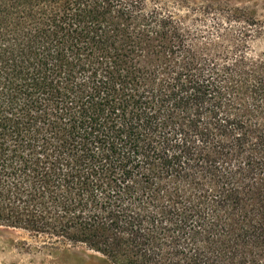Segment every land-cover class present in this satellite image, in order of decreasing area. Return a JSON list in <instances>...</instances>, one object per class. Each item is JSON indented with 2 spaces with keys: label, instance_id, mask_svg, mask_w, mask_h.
Masks as SVG:
<instances>
[{
  "label": "trees",
  "instance_id": "trees-1",
  "mask_svg": "<svg viewBox=\"0 0 264 264\" xmlns=\"http://www.w3.org/2000/svg\"><path fill=\"white\" fill-rule=\"evenodd\" d=\"M189 35L144 0H0V226L264 264V51Z\"/></svg>",
  "mask_w": 264,
  "mask_h": 264
},
{
  "label": "rangeland",
  "instance_id": "rangeland-1",
  "mask_svg": "<svg viewBox=\"0 0 264 264\" xmlns=\"http://www.w3.org/2000/svg\"><path fill=\"white\" fill-rule=\"evenodd\" d=\"M171 12L198 45L232 48L244 38L251 56L264 51V0H144ZM246 36H240V32ZM0 264H111L83 244L50 243L14 227L0 226Z\"/></svg>",
  "mask_w": 264,
  "mask_h": 264
}]
</instances>
